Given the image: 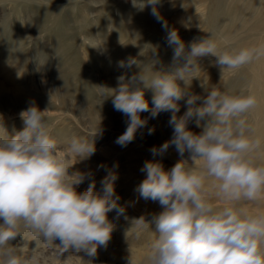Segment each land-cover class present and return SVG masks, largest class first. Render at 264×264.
Masks as SVG:
<instances>
[{
	"label": "clouds",
	"instance_id": "1",
	"mask_svg": "<svg viewBox=\"0 0 264 264\" xmlns=\"http://www.w3.org/2000/svg\"><path fill=\"white\" fill-rule=\"evenodd\" d=\"M160 2L131 0L140 11L151 5V14L163 21L157 7ZM163 27L176 66L167 72L153 71L157 61L141 66L130 57L119 66L136 65L141 70L130 79L117 77V87L107 88L110 91L104 94L105 99H112L114 109L127 117L126 130L115 141L118 145L127 146L137 131L146 127L147 120L140 113L150 112L151 118H156L160 112H171L172 138L159 148L153 146V157L175 146L181 157L188 152L192 161L202 162L199 170L186 168L181 160L166 171L160 162L145 161L141 171L146 178L136 190L141 198L158 202L163 210L151 221L144 216L131 219L137 237L150 225H155L158 233L141 264H264V213L250 214L236 207L264 198V165L250 156L261 140L248 136L249 127L243 118L256 107L257 100L252 94L231 95L216 86L207 88L204 82V97L187 90L188 78L195 77L200 58L215 57L222 79L225 69L237 70L264 57V43L220 51L210 35L194 38L186 51L178 32L169 29L166 21ZM181 58L183 64L178 63ZM177 81H183L185 87ZM146 89L153 92L151 108L145 99ZM185 98L187 111L178 117V102ZM197 101H202L200 106ZM46 111L30 104L19 113L24 129L0 138V264H40L37 246L31 256L22 257L10 243L21 234V225L55 246L60 256L75 249L94 258L97 248L106 247L111 239L114 226L107 214L115 210L118 216L129 219L125 208L117 203L115 175L110 173L101 181L102 194L95 191L94 182L86 191H76L75 185L85 177L79 172L70 175L65 162L57 157V144L44 117ZM192 118L202 128L199 134L187 127ZM153 132L149 129V135ZM95 151L93 140L75 136L68 146V152L78 160L90 158ZM69 176L75 179L69 180ZM206 180L211 181L215 196L231 206L216 208L209 203ZM56 240L59 245H54ZM129 252L128 264H133Z\"/></svg>",
	"mask_w": 264,
	"mask_h": 264
},
{
	"label": "rangeland",
	"instance_id": "2",
	"mask_svg": "<svg viewBox=\"0 0 264 264\" xmlns=\"http://www.w3.org/2000/svg\"><path fill=\"white\" fill-rule=\"evenodd\" d=\"M176 1L161 0L157 7L163 21H158L151 14V5L140 11L133 7L131 0H0V138L24 129L19 113L30 104L34 103L41 111L48 110L44 117L57 144V157L65 162L70 175L79 172L85 177L75 185L76 191L84 192L94 182L95 191L102 194L101 181L110 173L115 175L117 203L125 208L129 218L118 216L115 210L107 214L114 226L111 239L106 247L97 248L94 258L75 249L60 256L55 246L44 243L35 232L21 225V234L10 243L22 257L31 256L37 246L40 264H89V261L91 264H128L130 249L133 264H141L158 233L155 225H150L137 237L136 229L131 228V219L144 216L146 221H151L154 214L163 210L158 202L144 200L136 190L146 178V173L141 171L145 161L160 162L166 171L181 160L186 168L200 169L201 161H192L188 152L181 157L175 146H170L162 156L153 157L150 152L153 146L159 148L171 140V112H160L156 118H151L150 112L140 113L141 118L147 120L146 127L139 129L127 146L118 145L115 141L126 130L127 117L116 111L112 99H105L104 95L110 91L107 88L117 87V77L124 75L130 79L141 70L136 65L122 68L120 61L127 63L131 57L141 66L157 61L153 71L167 72L176 66L173 48L166 42L167 30L163 27L165 21L169 29L177 26L170 19L172 11L183 15L187 22L189 30L181 33L187 37L182 40L186 51L194 38L210 35L220 51L250 47L249 32L257 26L255 20L261 10L248 16L243 0H222L219 10L214 12L217 16H213L209 0ZM177 3L181 6L171 10L170 7ZM225 18L230 25H224ZM211 19H215V26L211 25ZM241 28L249 32L237 33ZM235 33L236 38L228 36ZM178 63L183 64V58ZM257 68L264 70V59ZM249 69V64L237 70L225 69L221 79L215 57L200 58L193 73L195 77L188 78L187 90L204 97L206 91L201 86L204 82L207 88L216 86L231 95H248V90L232 86L236 76L242 77ZM257 82L258 89L263 90L264 76L261 75ZM177 83L185 87L183 81ZM261 90L251 93L257 105L243 118L250 126L248 136L253 140L261 139L262 145L264 92ZM144 95L151 108L152 90L146 89ZM185 101L186 98L178 102V117L187 111ZM201 103L197 101V106ZM187 127L196 134L202 131L196 126L195 118L189 120ZM149 129H154L151 135ZM74 136L94 141L96 151L90 158L78 160L68 152ZM205 184V195L211 203L207 196V180ZM215 201L217 204H211L216 208L229 207L225 201ZM241 206L250 208L248 201ZM59 244V240L54 241V245Z\"/></svg>",
	"mask_w": 264,
	"mask_h": 264
},
{
	"label": "bare ground",
	"instance_id": "3",
	"mask_svg": "<svg viewBox=\"0 0 264 264\" xmlns=\"http://www.w3.org/2000/svg\"><path fill=\"white\" fill-rule=\"evenodd\" d=\"M209 1L212 3L211 8L213 9V13L211 12V14L213 16H217V14H214V12L216 13L219 10L221 3H222V0H209ZM176 2H179V0H177ZM243 2L245 4V6H243V7H244L248 16H250V13L253 11H260L261 10V12H260L258 18L255 20V22L257 24V26H255V28H253L250 32L245 28H241L237 33H240L241 31L249 32V34H250V42H249L250 47L257 46L261 43H264V0H243ZM177 5L181 6L180 3H177L175 5V7H170L171 5L169 7L171 8V10H175V8L178 7ZM171 14H172V16H170V19L172 18V20H174L176 25L178 26V27L176 26L177 28L174 27V29L178 32L180 38L183 41L187 40V37L185 36V34H181L182 32H187L189 30V29L187 30V22L185 20H183V15L178 14L177 12L173 13V11ZM210 23L212 26H215V19H211ZM226 24L230 25L231 23L225 18L224 25H226ZM171 28H173V27H171ZM237 33L228 34V36H232V37L236 38ZM188 38H190V37H188ZM262 59H264V57H261L259 59L254 60L253 62L249 63V66L251 69H249L242 77L236 76L235 82H234L232 87L234 89H238V90H241V89L248 90V94H251L254 92H259L261 89H258L259 86H258L257 80L260 79L261 75L264 76V70L261 71L260 68H257V66L261 62ZM252 89H253V91H252ZM261 91L264 92V87H263V90H261ZM263 104H264V97H263ZM251 110H253V109H251ZM248 127L250 128L249 125H248ZM247 134H249V132ZM250 156L257 163L264 165V142L262 145H260V147L258 149H256L252 153H250ZM207 196L209 198H211V200H212L211 203L217 204V202L215 200L216 199L219 200V199L215 196L214 190L211 187V181L210 180H207ZM241 203L237 204L236 207L237 208H243L245 211H247L250 214H252V213H257V214L264 213V198H262L259 202H248L250 204V208L241 206ZM227 204H228V206H231L229 203H227Z\"/></svg>",
	"mask_w": 264,
	"mask_h": 264
}]
</instances>
